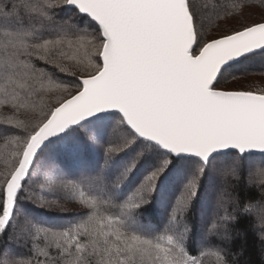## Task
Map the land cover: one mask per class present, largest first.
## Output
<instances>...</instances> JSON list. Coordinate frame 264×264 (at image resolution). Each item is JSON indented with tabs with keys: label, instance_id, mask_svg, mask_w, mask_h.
I'll return each mask as SVG.
<instances>
[{
	"label": "snow or ice",
	"instance_id": "1",
	"mask_svg": "<svg viewBox=\"0 0 264 264\" xmlns=\"http://www.w3.org/2000/svg\"><path fill=\"white\" fill-rule=\"evenodd\" d=\"M229 11L0 0V264H264V13Z\"/></svg>",
	"mask_w": 264,
	"mask_h": 264
},
{
	"label": "trees",
	"instance_id": "2",
	"mask_svg": "<svg viewBox=\"0 0 264 264\" xmlns=\"http://www.w3.org/2000/svg\"><path fill=\"white\" fill-rule=\"evenodd\" d=\"M249 4H252L251 8H243V11L240 16L233 17L231 14L232 11L241 12L239 5V0H220V3L227 6L230 10L227 17L216 21L218 27H227L231 28L233 26H239L238 21L240 19L246 20V22L258 21L261 19L262 13H264V9L260 8V0H247ZM215 31V29L213 30ZM240 84L242 86H246L252 89L264 88V75H261L259 71H254L252 75L245 76L241 79ZM236 86L235 82H230L229 85L225 87H234ZM69 213H74L78 211V209L72 204H67ZM33 214L43 220H46L51 223H62L66 219H70L69 216H65L55 212H47L41 208L32 209ZM2 243V242H0Z\"/></svg>",
	"mask_w": 264,
	"mask_h": 264
}]
</instances>
